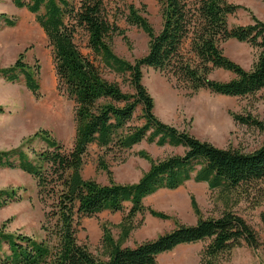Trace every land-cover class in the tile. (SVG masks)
<instances>
[{
    "label": "trees",
    "instance_id": "16d2710c",
    "mask_svg": "<svg viewBox=\"0 0 264 264\" xmlns=\"http://www.w3.org/2000/svg\"><path fill=\"white\" fill-rule=\"evenodd\" d=\"M12 1L17 9H26L36 16L48 38L59 81L77 104L76 136L69 150L48 131L35 133L28 141L40 138L47 145L46 150L34 153L35 159L24 145L0 151V169H19L36 181L39 199L46 208L42 231L47 236L38 241L28 235L6 233L2 228L0 264H159L162 254L201 242H208L202 263L218 264L244 244L259 250V234L242 216L228 208L218 217L203 218L194 196L191 206L198 218L196 224L177 223L173 230L154 240L134 247L124 244L139 227L138 216L171 218L147 207L148 197L161 190H177L192 180L206 183L227 200L234 192L247 194L251 190L264 199V144L250 153L221 149L164 123L156 116L154 98L143 83V68L149 67L173 81L177 89L192 95L208 90L216 95L247 98L264 92V22L253 17L249 25L231 26L230 16L242 7L227 0H157L163 24L156 33L149 19L135 5H128L126 21L149 38L147 53L132 63L113 49L114 36L129 39L118 22L112 20L109 2ZM16 25V19L0 15V29ZM79 31L87 35L88 47L103 67L124 78L128 90L105 79L100 66L82 54L76 43ZM231 40L259 51L251 70L225 56L222 45ZM219 69L232 73L234 78L226 82L212 79L213 72ZM0 78L8 83L24 79L27 89L41 97L38 72L24 62L23 54L13 65L0 67ZM3 113L0 106V115ZM233 117L242 125L264 127L251 115ZM144 141L158 147H182L185 153L154 161L141 152L139 156L150 162V168L136 183L118 184L111 180L102 185L84 177L86 157L93 146L101 153L99 169L111 177L108 155H122ZM21 200L17 189H0V209ZM127 205L119 239L104 229L103 255L94 254L79 242L77 232L82 219L107 211L125 212ZM262 221L264 224V214Z\"/></svg>",
    "mask_w": 264,
    "mask_h": 264
},
{
    "label": "rangeland",
    "instance_id": "374dc122",
    "mask_svg": "<svg viewBox=\"0 0 264 264\" xmlns=\"http://www.w3.org/2000/svg\"><path fill=\"white\" fill-rule=\"evenodd\" d=\"M109 2L112 20L125 31L129 41L120 35L113 38L115 53L132 63L143 57L149 47L148 36L139 28L126 21L127 6L135 5L141 14L147 17L156 33L162 29L161 8L157 0H105ZM245 3L244 7L231 16V26L247 25L253 17L264 22V3L260 0H232ZM245 5V6H247ZM17 20L14 28L0 29V67L13 65L20 55L26 64L38 72L41 85V97H35L26 87L24 79L18 83H8L0 78V106L4 113L0 115V151L15 149L24 145V150L32 159L34 153L47 149L40 138H32L39 131H48L66 149H71L76 136L75 113L77 104L59 81L54 61L53 49L48 38L37 23L36 16L26 9H17L12 0H0V15ZM76 43L85 57L100 66L105 79L120 83L125 90L124 78L105 69L99 59L88 47L87 35L79 31ZM225 56L249 71L257 61L259 51L246 43L231 40L222 45ZM143 83L155 101V114L166 124L181 131H187L202 142H208L221 149H236L245 153L253 152L264 144L262 129L242 125L233 115H251L264 126V92L256 96L240 98L227 97L202 90L192 95L177 89L174 82L153 68H143ZM217 81H229L234 75L224 70H215L211 76ZM140 115V111L137 116ZM137 123L139 121L136 120ZM147 153L152 160L158 161L172 155H184L182 147H158L146 141L122 155L111 154L107 157L112 176L98 167L100 152L93 146L86 157L83 175L86 179L96 180L108 185L111 180L118 184L136 183L150 168V162L139 156ZM17 189L22 196L20 202H14L0 209V230L6 233L24 234L38 241L47 239L42 231L46 208L39 199L37 183L34 178L19 169H0V189ZM194 196L203 218L220 216L230 208L242 216L259 234L262 246L259 250L244 244L234 249L230 256L223 257L218 264H264V199L256 190L247 194L234 192L227 200L218 190L212 191L206 183L189 181L177 190H161L145 200V205L170 216L161 220L150 214L138 216L137 227L124 244L134 247L145 241L156 239L170 232L177 223L194 225L198 218L191 206ZM102 212L92 218H84L78 225V240L87 245L96 255H103L102 238L104 229H109L115 240L120 237V225L128 212ZM5 225V226H4ZM208 242L180 246L170 253L159 256V264H203L202 253ZM7 250V246H3Z\"/></svg>",
    "mask_w": 264,
    "mask_h": 264
},
{
    "label": "crops",
    "instance_id": "0c3cea01",
    "mask_svg": "<svg viewBox=\"0 0 264 264\" xmlns=\"http://www.w3.org/2000/svg\"><path fill=\"white\" fill-rule=\"evenodd\" d=\"M227 1H228L230 4L239 5V6H242V5L244 4V7H247V8L249 7V6H248L247 4H245V3L242 4V3H240V2H234V1H232V0H227ZM245 5H247V6H245ZM249 8H250V7H249ZM20 10H21V9H20ZM22 10H23V9H22ZM237 12H238V11H237ZM237 12H236V13H237ZM236 13H235V14H236ZM235 14H234V15H235ZM232 16H233V15H232ZM230 17H231V16H230ZM229 19H230V18H229ZM251 23H252V22H249L247 25H249V24H251ZM6 28H11V27H6ZM13 28H14V27H13ZM13 203H14V202H13ZM13 203H11V204H13ZM15 203H16V202H15ZM11 204H9L8 206H10ZM8 206H7V207H8Z\"/></svg>",
    "mask_w": 264,
    "mask_h": 264
}]
</instances>
